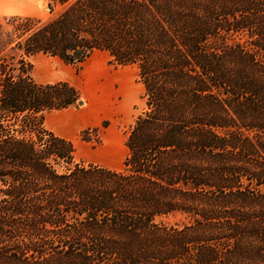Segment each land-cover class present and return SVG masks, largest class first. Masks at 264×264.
<instances>
[{
	"label": "trees",
	"instance_id": "1",
	"mask_svg": "<svg viewBox=\"0 0 264 264\" xmlns=\"http://www.w3.org/2000/svg\"><path fill=\"white\" fill-rule=\"evenodd\" d=\"M0 19V264H264V0H49ZM134 67L121 170L74 163L30 58ZM182 214L181 226L157 218Z\"/></svg>",
	"mask_w": 264,
	"mask_h": 264
},
{
	"label": "rangeland",
	"instance_id": "2",
	"mask_svg": "<svg viewBox=\"0 0 264 264\" xmlns=\"http://www.w3.org/2000/svg\"><path fill=\"white\" fill-rule=\"evenodd\" d=\"M49 0H0V19L10 16L49 18ZM31 77L41 84L68 82L79 92L71 107L44 116V127L71 142L74 163L121 170L125 141L137 116L145 110L143 86L134 67L112 65L106 54L96 52L85 62L67 64L57 58H30ZM80 103V104H78ZM165 226H181L188 219L171 214L156 219Z\"/></svg>",
	"mask_w": 264,
	"mask_h": 264
},
{
	"label": "water",
	"instance_id": "3",
	"mask_svg": "<svg viewBox=\"0 0 264 264\" xmlns=\"http://www.w3.org/2000/svg\"><path fill=\"white\" fill-rule=\"evenodd\" d=\"M78 104H80V103H78Z\"/></svg>",
	"mask_w": 264,
	"mask_h": 264
}]
</instances>
